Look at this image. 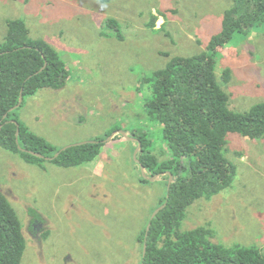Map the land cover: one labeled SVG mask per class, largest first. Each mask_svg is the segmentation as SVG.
Wrapping results in <instances>:
<instances>
[{"label": "rangeland", "instance_id": "obj_1", "mask_svg": "<svg viewBox=\"0 0 264 264\" xmlns=\"http://www.w3.org/2000/svg\"><path fill=\"white\" fill-rule=\"evenodd\" d=\"M232 3L0 0V42L9 20H23L32 38L60 54L70 74L65 88L26 97L17 117L57 149L105 142L96 161L70 168L47 159L31 164L0 146V190L27 239L21 264H143L139 238L166 196L167 182L141 183L138 147L125 135L146 132L154 154L164 152L163 128L145 109L147 80L174 57L204 52ZM112 20L122 38L110 28ZM228 69L232 80L225 89L234 111L264 103V27L226 45L216 68L221 81ZM228 142L227 157L237 167L234 184L194 203L183 230L209 227L217 244L264 253V138L231 134Z\"/></svg>", "mask_w": 264, "mask_h": 264}, {"label": "trees", "instance_id": "obj_2", "mask_svg": "<svg viewBox=\"0 0 264 264\" xmlns=\"http://www.w3.org/2000/svg\"><path fill=\"white\" fill-rule=\"evenodd\" d=\"M157 21L158 17H153L150 26L154 28ZM117 24L109 21L110 28L122 38ZM260 27H264V0H233L221 31L204 52L174 57L147 80L151 96L145 101V109L149 120L162 126L166 148L157 155L146 132L139 135L134 131L131 137L142 144L139 167L143 165L150 178L159 175V179L166 180L167 194L156 209L166 207L150 219V231L146 228L139 238L143 264H264L260 248L217 244L209 227L183 230L187 211L194 203L211 200L235 182L237 167L227 157L229 136L264 138V103L243 113L234 111L225 89L232 72L226 70L221 81L216 71L226 45L235 38H248ZM7 28L0 42V146L31 164L46 159L29 151L54 158L51 161L65 168L96 161L105 147L104 140L71 147L55 158L61 149L32 133L16 110L12 111L22 92L25 102L26 97L43 89L61 90L70 74L60 54L47 41L31 37L25 21L9 20ZM170 175L174 181L169 189ZM140 179L143 184L151 182L142 172ZM26 248L23 223L0 190V264H21Z\"/></svg>", "mask_w": 264, "mask_h": 264}, {"label": "water", "instance_id": "obj_3", "mask_svg": "<svg viewBox=\"0 0 264 264\" xmlns=\"http://www.w3.org/2000/svg\"><path fill=\"white\" fill-rule=\"evenodd\" d=\"M43 70H44V69H43ZM23 102H24V95H23V92H22L19 104H18V105L12 110V111L21 108L22 105H23ZM5 117H7V115H6ZM18 127H19V126H18ZM1 128H2V127L0 126V129H1ZM19 134H20V130H18V132H17V136H19ZM123 134H124V133H123ZM124 135H125V134H124ZM125 137H126L127 139H130V141H134V142H137V143L139 144V145H138V148H137V150H136V152H135L134 157H135L136 162L140 164V160L138 159L139 152H140L141 149H142V144H141L140 140L137 139V138H135V137H131V136L129 137L128 135H125ZM84 144H87V143H82V144H77V145H73V146H70V147H66V148L62 149L59 153H57V155L55 156V158L59 157V155H60L62 152L68 150V149L71 148V147H74V146H80V145H84ZM29 152H30L31 154H33V155L39 157V158H45V159L50 160V161L54 159V158H51V157H46V156H44V155H42V154H39V153H36V152H33V151H29ZM141 172H142V174H143V176H144L145 179H148V180H150V181H152V182L156 181V180L160 177L159 175H157V176H154L153 178H149L148 175H147V173H146V169H145V167H144L143 165H141ZM173 181H174V177H173V175H170L169 189H170V187H171ZM165 207H166V205H163L162 207L158 208V209L154 212V214H153V216H152V219L156 218V216L160 213V211H162ZM150 229H151V224H149L147 231L149 232ZM147 235H148V233H147ZM146 250H147V246L145 245V248H144V255L146 254Z\"/></svg>", "mask_w": 264, "mask_h": 264}, {"label": "crops", "instance_id": "obj_4", "mask_svg": "<svg viewBox=\"0 0 264 264\" xmlns=\"http://www.w3.org/2000/svg\"><path fill=\"white\" fill-rule=\"evenodd\" d=\"M129 142H134V141H129ZM137 144V142H135ZM103 153V152H102ZM102 155V154H101ZM101 166V165H99ZM100 169L97 168V172H99Z\"/></svg>", "mask_w": 264, "mask_h": 264}, {"label": "flooded vegetation", "instance_id": "obj_5", "mask_svg": "<svg viewBox=\"0 0 264 264\" xmlns=\"http://www.w3.org/2000/svg\"><path fill=\"white\" fill-rule=\"evenodd\" d=\"M138 139V138H137Z\"/></svg>", "mask_w": 264, "mask_h": 264}]
</instances>
